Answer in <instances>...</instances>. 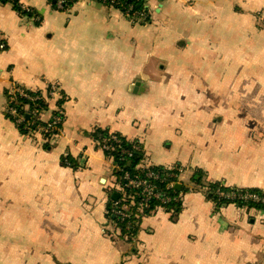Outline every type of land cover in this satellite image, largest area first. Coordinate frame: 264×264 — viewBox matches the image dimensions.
<instances>
[{"label":"crops","instance_id":"crops-1","mask_svg":"<svg viewBox=\"0 0 264 264\" xmlns=\"http://www.w3.org/2000/svg\"><path fill=\"white\" fill-rule=\"evenodd\" d=\"M21 1L39 23L0 3V264H264V210L215 209L200 192L178 190V213L142 215L134 241L116 235L122 186L95 137L140 143L143 169L181 164L264 191V0H149L145 24L100 0ZM51 85L62 101L38 119L59 106L60 133L22 132L10 95ZM155 86L175 104L159 122Z\"/></svg>","mask_w":264,"mask_h":264},{"label":"built area","instance_id":"built-area-1","mask_svg":"<svg viewBox=\"0 0 264 264\" xmlns=\"http://www.w3.org/2000/svg\"><path fill=\"white\" fill-rule=\"evenodd\" d=\"M14 1L15 0H10V2L7 3L14 4ZM75 1L76 0H54V7L57 10L63 11L66 10L67 7H69ZM100 1L104 5L112 6L114 8L122 10L126 14V16L133 22H137L140 24L149 22V14L147 12H144V8H149V0H142V2L138 4L140 10L134 9V4H136L139 0H134L132 2L125 0ZM17 2L19 11L30 14L32 13V10L25 6L21 0H17ZM31 17H33L35 22H40V18L37 15L32 14ZM4 47V44L0 43V49H3ZM15 92L21 93L22 90L17 88L15 89ZM44 95L50 100L53 99L56 101L61 99V93L55 85H51L49 87V90H47ZM29 99L31 101L39 100L41 99V96L29 97ZM7 110L11 114L13 121L17 126L24 124L25 127H29L35 125L34 121L31 118L38 117V115L42 111V107L39 106L38 103H33V108L29 109V111L27 112V117L19 115L14 108L9 107L7 108ZM56 112H61L59 106L57 107ZM46 122L48 123L47 126L39 124L35 126V130L42 132H44L45 130H57L58 133L56 135L60 133L63 122V117L61 115H54L52 113ZM107 134V139L101 138V134H99V139L97 140V142L104 153L106 163L114 172L120 171L122 166L114 162L117 153V159L120 161L124 160L125 163V161H129V158L131 157V151L128 148H124L121 146L117 148L114 143L121 144L120 139L113 132H108ZM114 151H116V155H114ZM68 164L69 163H67V165ZM122 181L124 183L123 188L132 190L134 197L137 198V200L135 201L136 206L144 210L149 208V203L153 200L156 201V203L160 206L170 204L173 200V195H175L178 190H181V192L183 193L200 192L205 197L207 196L208 192L202 187L194 186L191 181V176H189L188 172L185 171V169L181 168H178L176 170H167L166 172L163 171V173L153 170H145V172H143V174L140 176L131 175L128 172H124L122 175ZM177 186H179V189H176ZM122 195L123 197H125L127 194L125 193V191H123ZM214 195L217 198H225L228 200H231L233 198L244 201L252 199L255 202L264 203V200H262L260 196L254 194H235L233 192L224 193L221 191H215ZM127 196L130 198V195ZM135 203L133 200H131L130 203L126 205L121 204L118 200H115L113 203H111L109 213L115 216L117 220L122 223V225H119V227L115 228L117 229L116 235L120 234L121 229L130 232L132 225L130 223V214L128 212V209ZM134 237L135 235L130 234L129 240L134 241Z\"/></svg>","mask_w":264,"mask_h":264},{"label":"trees","instance_id":"trees-1","mask_svg":"<svg viewBox=\"0 0 264 264\" xmlns=\"http://www.w3.org/2000/svg\"><path fill=\"white\" fill-rule=\"evenodd\" d=\"M124 1V0H122ZM125 1H134V0H125ZM7 2H10V0H0V3H7ZM142 2V0H139L136 4H134V9H139L140 8L138 7V4ZM17 0L14 1V4L13 7L18 11V13H20L21 15H26L28 17H31L32 13H25V12H21L19 11V6L17 4ZM144 12H147L148 14H150V11H149V8H144ZM150 18V17H149ZM150 20V19H149ZM20 90H22L21 93L19 92H15V94H11L10 95V98L11 100L9 101L8 103V106L11 107V108H14L16 110V112L19 114V115H23V116H28L27 115V110L29 109H32L33 108V103H38L39 106L42 107V110L46 109L47 107V104H48V98L43 94V92H36V93H31V92H28L26 91L25 89L19 87ZM41 96V99L39 100H35V101H31L29 99V97H40ZM62 101V98L60 99ZM59 100V101H60ZM59 103H57V106H58ZM54 115H63L62 111L61 112H54L53 113ZM63 117V116H62ZM31 118V117H30ZM33 121H34V124L33 126H29V127H25L24 124L22 125H18L17 127L22 131V132H26V131H34L35 130V126L36 125H44V126H47V122H44L42 123L38 117H35V118H31ZM58 133L57 130H53V131H48V130H45L43 132V136L46 137V136H55L56 134ZM108 131H99L97 132V134H95V137H97L96 140L99 139L98 135L101 134V138H105L107 139L108 137ZM117 135V137L120 139L121 141V144H116L114 143V145L118 148L119 146L121 147H124V148H128L130 151H131V157L129 158V161L131 162L130 165H128V161H125L124 163V160L123 161H120L117 159V155H116V151H114V155H116V158L114 160L115 163L117 164H120L122 166L121 170L120 171H116L115 172V176L117 178V181L119 182V185H121V194L123 191H125V193L127 195H130V198L126 195L125 197H123V195H121L120 197V194H119V198L116 199L118 200L121 204L123 205H126L128 203H130L131 200L135 201L137 200V198L134 197V194H133V191L132 190H128L126 188H123L124 186V183L122 181V175L124 172H128L130 173L131 175H136V176H140L143 174V172H145V170H153V171H158V172H161L163 173L166 172L167 170H176L178 169L179 166H175L172 165L170 166L171 168H167L165 169L164 167H160V166H153V167H150V168H146V169H143V167H138L139 166V162L140 160L142 159L143 157V149H142V146L140 145V143L138 142H135V141H129L127 139H125L123 136L115 133ZM65 159H67L69 164V167L71 168H76V164H75V160L70 158V157H65ZM65 159L62 157L61 159V163L62 165H65L64 162H65ZM191 181H192V184L194 186H199V187H202V188H207V196L206 198L207 199H210L214 202V207L215 209L219 208V207H222L224 205H227V204H234L238 207H246L248 209H257V210H264V203H261V202H255L253 201L252 199H249V200H239L237 198H233L231 200H228V199H225V198H217L215 195H214V192L215 191H221V192H224V193H230V192H233L235 194H244V193H247V194H254V195H258L262 198V200H264V191L262 190H258V189H245V190H241V189H228L227 187H224L222 186L221 184L219 183H213V182H209L207 181V179L205 178V173L200 170V169H194L192 171V174H191ZM113 200V199H112ZM115 200L111 201L112 203L114 202ZM156 207H160V205H158L156 203V201H150L149 203V208L148 209H142V208H138L136 206V203L134 205H132L129 209H128V212L130 214V223L132 225V228L130 229V232L124 230V229H121L120 230V234L119 236L123 239H125L126 241H130L129 240V235L132 234V235H135L137 229L139 228V220H140V217L142 215H145V214H149L152 210H154ZM161 208L164 210V211H168L170 213H178V211L180 210V205H179V202L176 200L175 198V195H173V200L170 204H167V205H162ZM110 209V207H109ZM110 220L112 222H114V225H115V228L119 227V225H122V223H120L117 218L113 215L109 216Z\"/></svg>","mask_w":264,"mask_h":264},{"label":"rangeland","instance_id":"rangeland-1","mask_svg":"<svg viewBox=\"0 0 264 264\" xmlns=\"http://www.w3.org/2000/svg\"><path fill=\"white\" fill-rule=\"evenodd\" d=\"M167 65V64H165ZM164 65V66H165ZM172 71H167L165 72V75L162 74V78H164V76H166L168 79L170 77V73ZM161 77V76H160ZM161 88L159 86H155L152 88H150V94L148 96L149 98V105H148V109L149 111H153V107H157L159 106L157 109H156V112H157V115H156V118H153V116H150L151 119H155L157 122H159L160 120V114L163 113V111L166 109V107L169 105H175V104H172V103H169L167 102L166 100L168 99V96L169 95H164V93H156L157 90H160ZM176 100H177V104L180 105V106H183V102L179 99V97L177 96L176 97ZM175 166H179L178 168H181V169H185V171L188 172V174H192V172L190 171V169L188 167H182L184 165H181V164H175ZM205 190H207V188L205 187L204 188Z\"/></svg>","mask_w":264,"mask_h":264},{"label":"water","instance_id":"water-1","mask_svg":"<svg viewBox=\"0 0 264 264\" xmlns=\"http://www.w3.org/2000/svg\"><path fill=\"white\" fill-rule=\"evenodd\" d=\"M140 88V90H143L142 87H139L137 84L136 85H132L129 87V90L132 91V92H136L138 89ZM130 161H128V165H130ZM176 189H179V186L176 187Z\"/></svg>","mask_w":264,"mask_h":264}]
</instances>
